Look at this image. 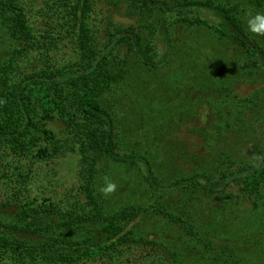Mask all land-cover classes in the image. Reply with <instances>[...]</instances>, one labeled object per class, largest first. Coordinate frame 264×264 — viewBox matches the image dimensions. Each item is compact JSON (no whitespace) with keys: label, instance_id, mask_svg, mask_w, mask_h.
<instances>
[{"label":"trees","instance_id":"16d2710c","mask_svg":"<svg viewBox=\"0 0 264 264\" xmlns=\"http://www.w3.org/2000/svg\"><path fill=\"white\" fill-rule=\"evenodd\" d=\"M120 1L141 22H115L109 11ZM120 1L0 0L6 41L0 51V213L14 214H0V264H152L157 255L181 264L175 249L129 227L151 210L210 248L202 225L160 203L107 210L96 187L104 159L143 166L150 188L182 190L189 203L247 201L257 208L264 198V145L253 162L225 158L217 169L165 184L151 159L122 149L117 118L104 101L126 80L132 58L152 71L165 64L182 26L233 43L244 60L240 68L263 77L264 44L243 15L264 0ZM65 49L68 59L61 56ZM239 99V109L250 106V99ZM254 120L264 130V117ZM70 154L77 158L76 182L56 200L35 196V172Z\"/></svg>","mask_w":264,"mask_h":264},{"label":"rangeland","instance_id":"374dc122","mask_svg":"<svg viewBox=\"0 0 264 264\" xmlns=\"http://www.w3.org/2000/svg\"><path fill=\"white\" fill-rule=\"evenodd\" d=\"M105 7L104 3L100 5ZM109 12L122 26L141 22L126 2L120 1ZM257 16L264 17V3L244 14L243 22L264 44V29L252 30L264 22ZM103 27L104 24L100 28ZM176 32L172 53L165 64L152 71L132 58L126 80L104 100L117 118L122 149L137 151L151 159L155 174L165 184L196 170L217 169L225 158L253 162L264 145V130L254 120L264 117V92L261 91L264 76L243 71L240 66L244 60L238 48L233 43L219 41L208 30L182 26ZM146 35L150 38L149 31ZM5 42L0 38V51ZM70 53V49H65L61 56L68 59ZM223 78H229V82ZM236 96L250 99V106L241 104L239 109L240 99ZM76 159L70 154L38 169L34 177L35 196L60 198L76 182ZM99 167L97 195L107 210L127 205L148 208L160 203L202 225L204 235L212 238L210 248L205 242H193L186 231L152 210L128 225L138 234L175 249L181 264H264V198L257 208L247 201L189 203L182 190L150 188L141 165L104 159ZM108 183L116 187L105 193L103 189ZM2 211L1 217L14 216L7 208ZM155 258L153 263L163 260L169 263L161 255Z\"/></svg>","mask_w":264,"mask_h":264},{"label":"clouds","instance_id":"9594fccd","mask_svg":"<svg viewBox=\"0 0 264 264\" xmlns=\"http://www.w3.org/2000/svg\"><path fill=\"white\" fill-rule=\"evenodd\" d=\"M257 19L258 20H261V21H264V17H259L257 16ZM262 29H264V22H262L259 27H254L252 28L253 31H256V32H259L261 31ZM116 185L115 184H112V183H108L107 187L103 189V191L105 193H108V192H111L115 189Z\"/></svg>","mask_w":264,"mask_h":264}]
</instances>
